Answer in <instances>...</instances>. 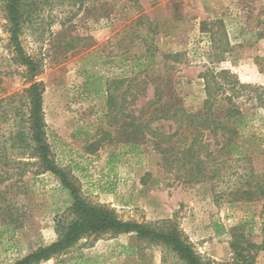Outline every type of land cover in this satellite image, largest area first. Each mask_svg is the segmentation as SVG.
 <instances>
[{"label": "rangeland", "instance_id": "374dc122", "mask_svg": "<svg viewBox=\"0 0 264 264\" xmlns=\"http://www.w3.org/2000/svg\"><path fill=\"white\" fill-rule=\"evenodd\" d=\"M33 7L36 13L21 40L27 55L42 66L35 77L10 42L0 3V100L14 97L25 113L24 90L42 83L52 158L86 202L113 209L124 221H169L204 262L243 264L231 244L264 242V201H221V160L227 159L221 144L206 133L207 167L215 173L188 185L181 179L183 170L174 168L177 163L172 166L148 140L127 134V120L119 113L130 100L124 94L127 83L114 93L117 110L110 109L103 91L107 80L130 77L133 56L145 55L146 44L151 45L148 75L166 77L174 104L189 114L204 113L208 83L219 87V100L235 98L248 124L239 138L246 159L234 164L239 175L250 170L264 175V0H88L84 5L38 0ZM147 92L134 109L153 99L151 83ZM158 126L166 133L177 129L173 122ZM30 157L23 158L26 165L12 161L0 171V264H14L55 242L56 218L74 204L59 178ZM228 165L222 170L225 179ZM5 172L11 173L7 181ZM242 255L250 264H264L262 250ZM85 260L183 264L167 248L139 241L135 234L110 233L88 236L41 264Z\"/></svg>", "mask_w": 264, "mask_h": 264}, {"label": "trees", "instance_id": "16d2710c", "mask_svg": "<svg viewBox=\"0 0 264 264\" xmlns=\"http://www.w3.org/2000/svg\"><path fill=\"white\" fill-rule=\"evenodd\" d=\"M37 1L0 0L7 20L6 28L10 34V42L17 52L20 63L28 67L32 77L40 73L42 66L39 61L27 55L21 35L35 12L33 6ZM70 1L75 5H84L88 2V0ZM146 45L145 55L133 56L130 77H126L123 82L107 80L103 91L107 95L110 109L114 110L117 108L114 93L121 84L127 83L124 94L128 95L130 100H125L127 107H124V104L119 113L127 120L125 129L129 137L136 139L135 141L143 139L151 142L154 149L161 153L165 160L170 161L172 166L177 163L174 168L179 172L183 170L181 179L186 184L196 185L209 180L211 178L209 174L215 173L212 169H208L206 161V158L211 156L210 153H206L210 143L205 142L206 133L209 132L212 139L221 144V156L227 157L221 160V201L227 200L230 203L264 201V175H256L253 170L239 175L234 164L246 159L239 138L241 131L248 124V119L235 98L231 95H223L219 100L215 95L219 92V87L208 83L206 88L209 97L205 102L204 113L189 114L185 109L174 104L173 90L166 77L153 78L148 75L150 65L147 58L153 50L151 45ZM150 83L153 87V99L143 107L134 109L133 106L137 105V101L146 97ZM24 93L28 99V111L25 113H22L21 108L17 106L14 97L0 100V171L3 172V167L12 161L18 165H26L23 158L30 155L31 159L34 158L40 163L44 171L51 172L59 178L63 189L70 192L74 204L66 213L56 218L55 228L58 239L49 245L39 247L14 264H41L65 254L88 236L105 233L135 234L139 241L167 248L183 264H210L203 261L179 228L169 221L161 224L124 221L113 209L86 202L80 194V187L52 158L44 121L42 83H33L30 88L24 90ZM125 109L128 113H125ZM165 122H173L177 126L174 133L172 131L166 133L158 126ZM227 164H229L227 169L230 171L227 173L228 179H225L226 175H223L222 170ZM252 177L256 178L251 179ZM3 178L5 181L9 180L11 173H3ZM233 178L237 179L234 185H232ZM231 248L241 256L243 264H250L248 258L243 257L242 254L245 252L249 254L250 250L264 251V242L260 246L255 243H247L245 246L232 243ZM91 262L92 260H85L82 264H91Z\"/></svg>", "mask_w": 264, "mask_h": 264}]
</instances>
